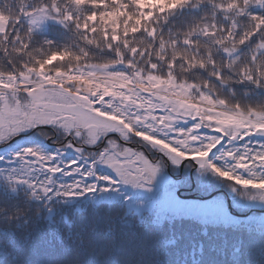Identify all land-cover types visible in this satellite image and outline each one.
<instances>
[{"label": "snow or ice", "instance_id": "6c2138e0", "mask_svg": "<svg viewBox=\"0 0 264 264\" xmlns=\"http://www.w3.org/2000/svg\"><path fill=\"white\" fill-rule=\"evenodd\" d=\"M32 129L57 149L27 145L0 168V264H89L97 246L56 221L60 200L147 188L169 163L264 203V0H0V142ZM44 220L51 259L34 255ZM120 264L162 261L129 249Z\"/></svg>", "mask_w": 264, "mask_h": 264}, {"label": "trees", "instance_id": "16d2710c", "mask_svg": "<svg viewBox=\"0 0 264 264\" xmlns=\"http://www.w3.org/2000/svg\"><path fill=\"white\" fill-rule=\"evenodd\" d=\"M49 38H55V33H49ZM56 140L55 135L51 140L38 136L35 130L24 138L7 144L2 142L0 156L4 160L0 161V168L16 166L12 153L27 145L38 146L44 152L56 151ZM220 147L217 145L209 154L217 164L223 163L216 159ZM59 159L82 162L72 148L64 149ZM95 171L98 175H113L97 164ZM193 171H196L195 167ZM56 178L58 182H68L73 177L57 173ZM4 187L0 183V192ZM147 201L119 185L116 190H97L60 200L54 216L61 225L71 221L86 239L91 238L97 246V255L89 259V264H99L100 253L107 251V241L113 234L118 245L110 254V264H120L129 249L155 251L162 264H264V222H209L156 207L141 211L133 208L135 202ZM47 225L48 221L44 220L35 228L34 255L37 258L51 259L58 255V250L47 245ZM109 229L113 231L110 233Z\"/></svg>", "mask_w": 264, "mask_h": 264}, {"label": "rangeland", "instance_id": "374dc122", "mask_svg": "<svg viewBox=\"0 0 264 264\" xmlns=\"http://www.w3.org/2000/svg\"><path fill=\"white\" fill-rule=\"evenodd\" d=\"M184 122H181L183 126ZM37 134V132H36ZM42 136L43 135H39ZM2 144V142H0ZM73 150V149H72ZM97 165L107 168L114 175L113 170L105 164ZM172 177L166 172V167L162 169L157 177L153 180L152 184L147 188H133L130 185H123L125 190H129L133 194H138L147 199V203L133 204L135 211L148 210L156 207L164 209L165 212L183 214L187 216L197 217L202 221L209 222H238L239 220L247 223H263L264 222V203L259 201H250L243 197L236 196L231 189L224 183V181L212 174L211 172H198L197 170L192 173L195 182L194 191L199 196H212L203 199H184L176 195V190L179 187H189L191 184L189 177L188 162H184L182 172L183 177L177 178L179 165L170 164ZM176 176V177H175ZM224 190L228 197L231 198V205L235 215L231 214L227 207L226 196L222 192L215 193L216 191ZM239 216V217H236ZM239 218V219H238Z\"/></svg>", "mask_w": 264, "mask_h": 264}, {"label": "water", "instance_id": "95a60500", "mask_svg": "<svg viewBox=\"0 0 264 264\" xmlns=\"http://www.w3.org/2000/svg\"><path fill=\"white\" fill-rule=\"evenodd\" d=\"M180 191H181V189H178L177 190V194L178 195H180ZM180 196H182V195H180ZM210 196H212V194H210L209 196H205V197H203V198H208V197H210ZM182 197H186V198H192V197H194V195H186V196H182ZM227 202H228V208H229V210L231 209V207H230V200L229 199H227Z\"/></svg>", "mask_w": 264, "mask_h": 264}]
</instances>
